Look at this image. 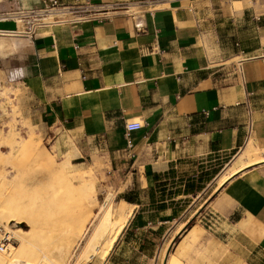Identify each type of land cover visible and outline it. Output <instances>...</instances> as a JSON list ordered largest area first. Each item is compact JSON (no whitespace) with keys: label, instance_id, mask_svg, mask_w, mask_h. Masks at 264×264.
<instances>
[{"label":"crops","instance_id":"1","mask_svg":"<svg viewBox=\"0 0 264 264\" xmlns=\"http://www.w3.org/2000/svg\"><path fill=\"white\" fill-rule=\"evenodd\" d=\"M51 1L0 0V16ZM56 1L68 10L57 22L0 42V74L16 76L20 118L56 155L107 157L111 212L124 220L105 264H162L216 162L239 150L242 163L260 158L236 159L228 171L242 169L208 197L222 200L217 235L191 227L172 256L264 264V0ZM131 122L142 129L125 137Z\"/></svg>","mask_w":264,"mask_h":264},{"label":"rangeland","instance_id":"2","mask_svg":"<svg viewBox=\"0 0 264 264\" xmlns=\"http://www.w3.org/2000/svg\"><path fill=\"white\" fill-rule=\"evenodd\" d=\"M10 38L20 37L0 36V42L8 41ZM12 54L10 52L11 66L16 64ZM1 56L3 55L0 53V66ZM14 79L16 76H11V83L3 84L0 74V224L6 233L8 232L10 246L14 243L9 235L10 230L17 228L27 230L28 226L24 223H4L1 217L6 215V211L3 209L7 208L11 210L10 212H16L19 217L36 223L38 230L32 238L33 247L27 251L14 249V255L10 260L13 259V264H22L34 262L36 258L34 263H39L45 261L41 257L46 256L48 264H105L108 254L105 252H109L107 245L115 231L119 234L124 218L119 220V215L116 217L110 211L109 219L112 223L109 221L108 226L99 228L84 250L79 249V244L92 227L94 216L102 201L110 196L116 203L120 197L115 195L112 180L105 170L107 157L103 153L86 149L80 153L56 155L54 148H50L48 136L42 137L35 132L34 127L20 118L17 104L19 91L12 83ZM242 153L243 151L239 150L228 158L216 162L218 166L211 171L216 175L197 200V207L201 206L200 209L193 216L189 217V214L183 220L182 223L185 224L179 226L181 229L178 235L163 253L162 264H183L172 256V253L175 243L183 238L191 227H210L208 230L212 234L214 230V235H217L215 232H218L217 228H220L221 224L217 215L222 200L217 196L215 203L207 207V201L211 199L208 197L216 187L218 188L219 181L232 173L228 168ZM252 154L253 156H248L249 158L244 157L243 163L239 158L236 164L244 165L260 158L256 151ZM42 159L51 161L50 168L44 166V162H40ZM203 181H207V178L204 177ZM217 194L215 191L214 197ZM69 226L71 228H68ZM200 232L201 229L196 234ZM190 236V242L194 243L195 240L192 235ZM95 247L99 250L95 251ZM9 252V248L6 247V251L0 254V261Z\"/></svg>","mask_w":264,"mask_h":264},{"label":"bare ground","instance_id":"3","mask_svg":"<svg viewBox=\"0 0 264 264\" xmlns=\"http://www.w3.org/2000/svg\"><path fill=\"white\" fill-rule=\"evenodd\" d=\"M38 155V154H37ZM40 162H44V166H49L51 165V161H47V160H40ZM241 166H236L235 168H232L231 171L232 173H230L228 176H225L224 178H222L219 183L218 186H221L224 182H226V180L228 179L229 176H231L232 174H234L235 172L241 170ZM17 188V187H16ZM110 201H111V197H108L99 207L98 212L96 213V215L94 216V221L92 223V227L88 230L87 234L85 235V237L82 239L81 243L79 244V249L84 250L85 247L87 245H89V242L91 240L92 237H94V235L96 234V232L99 230V228H105V226H108V222L110 221L109 219V214L111 211V206H110ZM8 204V203H7ZM112 204V203H111ZM11 206V205H10ZM25 206V204H24ZM4 208V207H3ZM15 208H13L14 210ZM20 209V208H19ZM3 211H6V215L1 217L2 220L4 221V223H11L14 222L15 224H20V223H24L28 226L27 230H22L20 228L17 229H12L13 231L10 230V236L13 239L14 243L12 246L7 245V247L9 248V253L7 255H4V257L2 258V260L0 261V264H13V259L10 260V258L12 257V255H14V249H18V250H22V251H27L30 250L32 246V238L35 235V232L38 230V225L26 218H21L17 215L16 212H10L7 208L3 209ZM22 212V210H21ZM25 213V212H24ZM23 217V216H22ZM110 224L112 223L111 221L109 222ZM73 225V224H72ZM68 228H71L70 226ZM71 229H69L70 231ZM102 232V231H101ZM8 233V232H7ZM69 234V233H67ZM118 235V231H115L113 237L110 239L108 245H107V251L110 250L114 240L116 239ZM10 239V238H9ZM7 240H8V236H7ZM64 241V240H62ZM66 243V241L64 242ZM95 244V243H94ZM64 245V244H63ZM66 246V245H65ZM65 246L64 249H65ZM58 249V248H57ZM60 250V249H59ZM58 250V251H59ZM62 250V249H61ZM99 248L95 247V251H98ZM94 251V252H95ZM108 253V252H105ZM100 254V253H99ZM42 255V254H41ZM40 255V256H41ZM45 255V254H44ZM38 257V256H37ZM54 257V256H53ZM58 257V256H57ZM67 257V256H66ZM45 259V261H41V262H37L34 263L35 260H37L35 258L34 262L28 261V263H23L22 264H48L46 262V256H42L41 259ZM60 258V257H58ZM33 259V258H32ZM31 259V260H32ZM39 259V258H38ZM51 259V258H50ZM49 259V260H50ZM52 261V260H51ZM25 262V261H24ZM53 262V261H52ZM69 262V261H68ZM67 262V263H68ZM66 263V262H65ZM64 264V263H63Z\"/></svg>","mask_w":264,"mask_h":264},{"label":"built area","instance_id":"4","mask_svg":"<svg viewBox=\"0 0 264 264\" xmlns=\"http://www.w3.org/2000/svg\"><path fill=\"white\" fill-rule=\"evenodd\" d=\"M68 10L61 8L56 0H52L50 7L42 11H20L5 16H0V22H13L15 28L12 31L0 30L2 37H32L36 31L52 25L57 22V16H64ZM142 129V124L139 122L125 123L124 134L128 137L132 132ZM251 131L250 123L247 124V133ZM248 137V136H247ZM127 147L130 148L131 144L128 142ZM9 244L7 240V233L3 226L0 224V254L6 251Z\"/></svg>","mask_w":264,"mask_h":264},{"label":"trees","instance_id":"5","mask_svg":"<svg viewBox=\"0 0 264 264\" xmlns=\"http://www.w3.org/2000/svg\"><path fill=\"white\" fill-rule=\"evenodd\" d=\"M125 199H126V197H125ZM126 201H130V200L127 198Z\"/></svg>","mask_w":264,"mask_h":264}]
</instances>
